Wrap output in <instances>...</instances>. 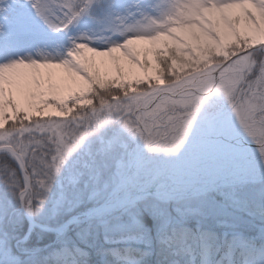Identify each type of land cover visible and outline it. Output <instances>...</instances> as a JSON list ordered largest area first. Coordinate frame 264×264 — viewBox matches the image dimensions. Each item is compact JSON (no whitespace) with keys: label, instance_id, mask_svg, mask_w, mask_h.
Instances as JSON below:
<instances>
[{"label":"snow or ice","instance_id":"snow-or-ice-1","mask_svg":"<svg viewBox=\"0 0 264 264\" xmlns=\"http://www.w3.org/2000/svg\"><path fill=\"white\" fill-rule=\"evenodd\" d=\"M199 5L207 27L159 31L143 12L125 23L124 0H0V264H264V41L251 42L264 0ZM97 74L135 95L105 98L101 84L73 136H37L33 117L66 115L40 100ZM257 189L249 236L238 213Z\"/></svg>","mask_w":264,"mask_h":264},{"label":"rangeland","instance_id":"rangeland-1","mask_svg":"<svg viewBox=\"0 0 264 264\" xmlns=\"http://www.w3.org/2000/svg\"><path fill=\"white\" fill-rule=\"evenodd\" d=\"M155 1V2H153ZM183 11H180L179 8L172 9L171 8V0H124V6L121 8H117L116 12L124 18V22L128 24H135L138 20L142 21L141 13H146L151 17H159V31H166L168 28L172 26L173 23H180L181 25L190 23L195 21L201 25L202 28L207 27L205 24V19L207 18L204 10L199 5V0H186L184 4L181 5ZM169 11L175 15L176 20L172 21L168 19L166 13ZM136 14V15H135ZM264 15V13H262ZM220 20L223 25L227 28H231L233 32H235V24L237 21L231 19L224 13L220 14ZM142 23H147V21H142ZM120 24V20L114 19L112 21V27ZM115 25V26H114ZM104 22H100L97 24H93L91 27L95 30L93 34L98 38L99 43L104 42V37L109 35L110 33H106L102 31L103 28L107 27ZM155 26V25H154ZM216 26H219L217 24ZM264 41V27H261L257 31V36L251 39L252 43H260ZM182 42V41H181ZM221 45H217L220 47ZM183 51V49H181ZM175 49L173 52L175 53ZM126 55L135 63L139 64L140 60L138 54L133 47H127L125 49ZM60 71V70H56ZM103 72L104 69L102 68ZM3 79V74L0 73V81ZM104 85V90L100 92L102 96L108 98L109 93H115L118 96L123 95L124 92H127L129 95L134 94L131 89L133 84L129 81L118 78L115 80L112 79H101L99 75L89 78V90L80 91L75 93L72 97L67 100H59L56 98H51L48 100L41 99L40 105L37 107L36 111L40 113H45L49 108L53 107L56 111L60 113H65L64 116H57L54 114L42 115L41 117H33V125L39 124L41 125L45 131L37 132L36 135H44L48 134L50 136H54L57 138H64L73 136L75 134L76 128H72L66 123L68 121V117H84L91 114V110L93 107H99L100 101L96 96V92L100 91V85ZM142 85L141 81H136L135 86L139 89ZM153 86L155 82H153ZM92 100L94 103L92 105H88L86 101ZM83 103V106L81 104ZM70 108H75V111H70ZM57 118H63L61 121H57ZM81 124L82 122H78ZM109 132L102 130L99 136H94L93 139L97 141V147H104L105 145L100 143L99 137H103L106 141ZM247 207L238 215L243 217V221L245 222L246 234L249 236L258 235L259 227L261 223V215H260V194L259 190L251 191L247 195Z\"/></svg>","mask_w":264,"mask_h":264}]
</instances>
